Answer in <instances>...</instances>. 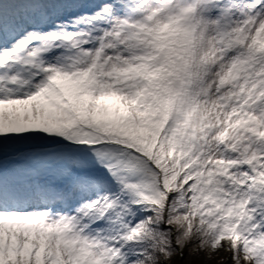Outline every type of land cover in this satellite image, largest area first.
Returning <instances> with one entry per match:
<instances>
[{"label":"snow or ice","instance_id":"snow-or-ice-1","mask_svg":"<svg viewBox=\"0 0 264 264\" xmlns=\"http://www.w3.org/2000/svg\"><path fill=\"white\" fill-rule=\"evenodd\" d=\"M264 264V0H0V264Z\"/></svg>","mask_w":264,"mask_h":264},{"label":"trees","instance_id":"trees-1","mask_svg":"<svg viewBox=\"0 0 264 264\" xmlns=\"http://www.w3.org/2000/svg\"><path fill=\"white\" fill-rule=\"evenodd\" d=\"M190 249H185L184 259H181V255L178 253L172 260L171 264H229L227 260H224L217 255H213L212 259H208L203 253L189 254Z\"/></svg>","mask_w":264,"mask_h":264},{"label":"rangeland","instance_id":"rangeland-1","mask_svg":"<svg viewBox=\"0 0 264 264\" xmlns=\"http://www.w3.org/2000/svg\"><path fill=\"white\" fill-rule=\"evenodd\" d=\"M215 255H217L218 257L227 260L229 264H231L230 262V253L226 250L221 248L220 250H218Z\"/></svg>","mask_w":264,"mask_h":264}]
</instances>
